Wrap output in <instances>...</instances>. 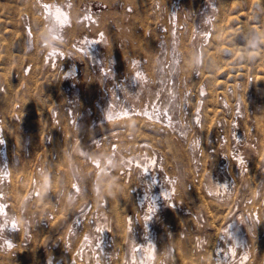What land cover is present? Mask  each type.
<instances>
[{
	"label": "rangeland",
	"instance_id": "obj_1",
	"mask_svg": "<svg viewBox=\"0 0 264 264\" xmlns=\"http://www.w3.org/2000/svg\"><path fill=\"white\" fill-rule=\"evenodd\" d=\"M107 189L153 264H264V0H0V264H140Z\"/></svg>",
	"mask_w": 264,
	"mask_h": 264
},
{
	"label": "bare ground",
	"instance_id": "obj_2",
	"mask_svg": "<svg viewBox=\"0 0 264 264\" xmlns=\"http://www.w3.org/2000/svg\"><path fill=\"white\" fill-rule=\"evenodd\" d=\"M38 3H40V2H38ZM49 3V2H48ZM50 4V3H49ZM46 6V4H43V6ZM55 5V4H54ZM50 6V5H49ZM48 6V7H49ZM43 8H45V7H43ZM53 9V8H52ZM48 10V9H47ZM54 10H55V6H54ZM57 10V9H56ZM55 10V11H56ZM50 11V10H49ZM51 12V11H50ZM49 13V12H48ZM47 13V14H48ZM56 13V12H55ZM54 12L52 13L53 15L55 14ZM58 13H60V12H58ZM80 52H81V50H80ZM145 144V143H144ZM142 145V144H141ZM146 164V163H145ZM140 168V167H139ZM146 172V171H145ZM184 184L185 183H182L181 185H180V189H178V193L176 194V196L174 197V200L175 201H177L179 204H180V206H179V208H181V210H180V215H179V217H178V219L177 220H174V228H173V230H172V234H171V237H172V241L171 242H169V243H167L166 244V247L168 248V249H177V251H178V253L176 254V255H179V254H190V251H192V248L191 249H189L188 248V246H186V243H185V241H184V239H182L181 238V236L183 235V233H184V229H183V218H184V215L186 214V212H188V211H185V210H188L187 209V200L189 199V194H188V192L186 191V188H185V186H184ZM206 184V183H205ZM206 186H207V188H204V190L205 189H207V194L209 195V197L212 199L213 198V196H214V194H213V192L215 191V190H217L218 189V187L219 186H221V184L219 183V182H217V183H212V182H208V185L206 184ZM205 187V186H204ZM165 189V188H164ZM162 191V190H161ZM166 191V190H165ZM218 191V190H217ZM164 192V191H163ZM105 194H103V197L104 198H108V200H109V202L110 203H112V202H115L116 204H117V206H116V208H115V211L113 212L114 214H113V218H114V221H115V226H116V228H115V231H114V234H113V236H112V238H113V241L115 242V244L117 245H119V244H122V245H124L125 247V249H124V251L127 253H129L130 254V256H131V258H133L134 259V256H136L137 258H138V260H139V263L140 264H153L152 263V258H150V255L152 254V252H153V250L155 249V241H154V239H152V240H149L148 239V241L145 243V245H143V244H141L139 241H137L136 240V236H130L129 235V233H128V229L130 228L129 226H127V225H124V224H122V221L120 220V212L118 211L119 210V208H118V206L119 205H121V204H119L118 203V200L116 199V197H115V193H113V192H111V191H109L108 189L104 192ZM121 194L124 196L125 195V193H124V191L123 192H121ZM215 197V196H214ZM173 202V201H172ZM137 203H138V201H137ZM139 204H140V201H139ZM174 204V203H173ZM173 204L171 203V205L173 206ZM174 207V206H173ZM178 208V209H179ZM210 213V212H209ZM128 215V214H127ZM235 218V217H234ZM233 218V219H234ZM127 221H130V218H127ZM212 221V220H211ZM231 220H227L226 222H225V225L223 226L224 228H226V227H228V226H230L231 225V222H230ZM234 221V220H233ZM232 221V222H233ZM110 222V221H109ZM173 222V221H172ZM129 224H130V222H129ZM170 225V224H169ZM171 226V225H170ZM104 227V226H103ZM229 228V227H228ZM113 229V228H112ZM171 229H172V227H171ZM108 230H109V227H108ZM102 231H103V229H102ZM106 232H107V229L105 230ZM222 232V231H221ZM223 233V232H222ZM102 234V233H101ZM87 235H89V234H87ZM160 237H161V235H160ZM111 238V237H110ZM93 239V238H92ZM83 241V240H82ZM85 241H88V239H85ZM84 241V242H85ZM89 242V241H88ZM87 242V243H88ZM92 242H93V240H92ZM91 244V243H90ZM88 245V244H87ZM127 248H128V250H127ZM218 250V249H217ZM172 251V250H171ZM215 251V250H214ZM115 252V251H114ZM124 252V254H126ZM166 252H167V250H166ZM165 254V253H164ZM128 255V254H127ZM170 255H171V253H170ZM128 257V256H127ZM126 257V258H127ZM164 257V256H163ZM167 257V256H166ZM124 256L122 255L121 257H120V259H117L115 262H114V264H124L123 263V260H124ZM219 259H221V258H219ZM109 260V259H108ZM107 259H106V262L108 261ZM160 260V259H159ZM167 260V259H166ZM165 260V261H166ZM125 261V260H124ZM126 261H127V259H126ZM129 261V260H128ZM110 262V261H109ZM135 262H137V261H135ZM217 262V261H216ZM215 262V263H216ZM126 263V262H125ZM128 263V262H127ZM126 263V264H127ZM160 263H161V260H160ZM135 264H137V263H135ZM219 264V263H218Z\"/></svg>",
	"mask_w": 264,
	"mask_h": 264
},
{
	"label": "snow or ice",
	"instance_id": "obj_3",
	"mask_svg": "<svg viewBox=\"0 0 264 264\" xmlns=\"http://www.w3.org/2000/svg\"><path fill=\"white\" fill-rule=\"evenodd\" d=\"M9 247H11V245H9Z\"/></svg>",
	"mask_w": 264,
	"mask_h": 264
}]
</instances>
